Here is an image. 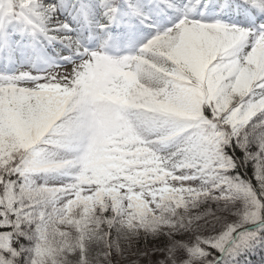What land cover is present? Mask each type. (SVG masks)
Segmentation results:
<instances>
[{
	"label": "snow or ice",
	"instance_id": "snow-or-ice-1",
	"mask_svg": "<svg viewBox=\"0 0 264 264\" xmlns=\"http://www.w3.org/2000/svg\"><path fill=\"white\" fill-rule=\"evenodd\" d=\"M0 264H264V0H0Z\"/></svg>",
	"mask_w": 264,
	"mask_h": 264
},
{
	"label": "trees",
	"instance_id": "trees-1",
	"mask_svg": "<svg viewBox=\"0 0 264 264\" xmlns=\"http://www.w3.org/2000/svg\"><path fill=\"white\" fill-rule=\"evenodd\" d=\"M258 259V258H257Z\"/></svg>",
	"mask_w": 264,
	"mask_h": 264
}]
</instances>
